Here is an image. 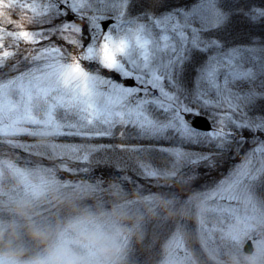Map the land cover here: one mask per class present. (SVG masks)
<instances>
[{
	"label": "snow or ice",
	"instance_id": "snow-or-ice-1",
	"mask_svg": "<svg viewBox=\"0 0 264 264\" xmlns=\"http://www.w3.org/2000/svg\"><path fill=\"white\" fill-rule=\"evenodd\" d=\"M142 3L0 0V144L32 155L46 134L51 154L149 175L204 165L213 197L264 179V0Z\"/></svg>",
	"mask_w": 264,
	"mask_h": 264
},
{
	"label": "clouds",
	"instance_id": "clouds-1",
	"mask_svg": "<svg viewBox=\"0 0 264 264\" xmlns=\"http://www.w3.org/2000/svg\"><path fill=\"white\" fill-rule=\"evenodd\" d=\"M109 197L107 202L100 199L94 184L66 185L0 157V264H129L132 241L141 243L145 237L146 215L155 216L159 209L169 215L179 211L172 196L129 191L115 181ZM190 197L202 218L210 205L198 193ZM246 228L260 232L251 248L241 244L211 250L202 261L171 240L161 264H264V230L257 224L245 225L238 217L222 229V237L241 241Z\"/></svg>",
	"mask_w": 264,
	"mask_h": 264
},
{
	"label": "rangeland",
	"instance_id": "rangeland-1",
	"mask_svg": "<svg viewBox=\"0 0 264 264\" xmlns=\"http://www.w3.org/2000/svg\"><path fill=\"white\" fill-rule=\"evenodd\" d=\"M150 4L151 0H143L141 6L144 7ZM153 6L157 8L161 7L160 5ZM3 15L6 16L10 14L5 10L3 11ZM92 63L95 64L96 62ZM117 76H119L122 81L133 79L132 77H124L122 73H117ZM255 105L256 108H254V110H258L260 106H264V98H258L255 101ZM211 122L213 123L212 120ZM193 130L201 133L197 138L198 140L204 141L207 139L208 130L198 129L194 126ZM242 134L247 137L254 135L249 129H244ZM40 139H46L47 143L41 145L38 142ZM51 139L52 137L46 134L38 136L35 141L36 153L32 155L27 153L24 163L15 162L17 166L27 167L34 171L39 169L38 172L43 173L46 178L59 180L66 185H70L73 184V182L62 179L58 175L59 166H56L54 162L66 165L64 162L67 161L70 164L67 163L66 168L71 169L74 164L88 166L91 164L99 165L111 161L100 157L84 162L70 155L51 154L48 148ZM234 150V147H230L228 152L230 153ZM47 161H50V163H47ZM124 167L127 168V171L130 170L128 172H130L129 175L131 177L135 174V183L130 184L128 178V182L124 185L120 184L121 186L131 191L133 188L144 185V188L147 189L146 191L141 190L144 193H163L172 196L175 201V207L179 209L174 215H169L163 209H159L155 216L150 214L146 215L144 225L145 237L143 239L144 245L139 243L138 247L136 241H132L130 245L129 264H135L134 258L131 257L130 259V255L137 248V252H141V255L146 257L141 260H144V263L136 264H161L164 255V246L171 240L177 242L178 250L184 252L191 251L199 258L200 254L206 258V253L208 251L217 249L224 251L228 247L240 246L241 244L245 246L248 240H251L253 243L260 239V232L256 230L248 231L246 228L243 240L225 242L222 237V229L239 217L242 218L245 225L248 223H255L259 229L264 230V179H257L250 182L246 187H237L231 192H224L223 194L213 197L211 195L213 186L207 183L205 179V176L208 174L207 168L204 165L192 168L184 161L173 163V158L171 157L162 158L157 164L153 165L155 171L160 173V177L156 178L151 177L138 166L131 165ZM176 175L182 178L180 184L175 183L173 179ZM217 175V172H212L209 178H215ZM140 177L144 180L143 182H140ZM161 177H163L164 180H162ZM91 184L96 186L97 193L100 192V199L105 202L109 200V184L105 186L100 181ZM153 186L157 187L152 188ZM191 193H198L200 198L206 200L210 205L203 213L202 218L198 216L197 202L190 197ZM245 203H247L246 208L243 207ZM158 228L163 229L165 232L159 234V241H162L161 245H155L154 247L152 244L147 243L146 239L147 237L155 239L154 231Z\"/></svg>",
	"mask_w": 264,
	"mask_h": 264
},
{
	"label": "trees",
	"instance_id": "trees-1",
	"mask_svg": "<svg viewBox=\"0 0 264 264\" xmlns=\"http://www.w3.org/2000/svg\"><path fill=\"white\" fill-rule=\"evenodd\" d=\"M26 154L27 153H25L23 150H21L19 148H12V147L8 146L7 144H0V157L3 156V157L9 158L11 161L18 162V163H24L25 158H26ZM32 161H33V159H32ZM53 162H54V160H53ZM47 163H50V161H47ZM54 163L56 164V166H59L58 175L62 179L70 180L73 183H86V182L96 183L97 181H100L105 186L109 184V189H110V185L113 181L124 185L126 182H128V178H129L130 184L135 183V181H134L135 174L133 175V177H131L129 175L130 172H128L130 170L127 171L126 167L117 168L116 164L113 161H108L106 163H101L99 165L91 164L88 166H79L77 164H74V165H72L71 169L66 168L67 163H69L67 161L64 162L66 165H64V164L61 165L60 163L58 164L56 162H54ZM173 179L175 180V183H177V184H180L182 181V178L178 177V175L173 177ZM139 180H140V182L144 181L141 177L139 178ZM156 187L157 186H153L152 188H156ZM138 188H140V190H143V191L147 190L146 188H144V185H142ZM153 190H155V189H153ZM106 194H108V193H106ZM99 195H100V192L97 193L98 197H99ZM154 232H155V239H153L152 237H147L146 241H147V243L152 244L155 247V245H161L162 241H159V234H162L165 231L163 229L158 228ZM140 244L144 245V241H142ZM136 245H138V247H139V243L136 242ZM137 249L134 250L133 253H131L130 259H131V257H133L135 264L136 263H142V262L144 263V260L143 261H141V260L143 258H145L146 256H142L141 252H137ZM200 259L202 261H204L206 258H205V256H201V254H200Z\"/></svg>",
	"mask_w": 264,
	"mask_h": 264
},
{
	"label": "water",
	"instance_id": "water-1",
	"mask_svg": "<svg viewBox=\"0 0 264 264\" xmlns=\"http://www.w3.org/2000/svg\"><path fill=\"white\" fill-rule=\"evenodd\" d=\"M192 123L196 127H200V128H203V129H210L212 127L211 120L207 116L196 117L194 120H192ZM245 247L251 248L252 247L251 241H248L246 243V246Z\"/></svg>",
	"mask_w": 264,
	"mask_h": 264
}]
</instances>
